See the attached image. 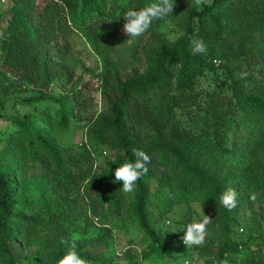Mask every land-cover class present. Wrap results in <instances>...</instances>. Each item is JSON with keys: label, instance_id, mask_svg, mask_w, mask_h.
<instances>
[{"label": "trees", "instance_id": "16d2710c", "mask_svg": "<svg viewBox=\"0 0 264 264\" xmlns=\"http://www.w3.org/2000/svg\"><path fill=\"white\" fill-rule=\"evenodd\" d=\"M147 3L11 2L0 66V264H20L15 243L34 249L27 264H57L72 243L87 264H181L180 257L182 264H264V0H176L174 42L157 38L164 20L136 38L122 30L124 13ZM72 13L93 49L106 54L105 65L96 84L86 79L55 96L52 83L71 84L75 75L65 60L78 29ZM146 37L153 43L140 49ZM193 38L207 53L192 54ZM131 40L142 65L127 72L108 56ZM76 121L87 122L85 139L60 144L57 134ZM134 149L150 156L149 171L124 193L113 170ZM106 151L112 162L100 169ZM229 187L237 192L231 211L217 198ZM92 202L118 218L114 227L90 212ZM194 204L214 214L205 244L188 247L154 213L184 206L190 222ZM126 221L143 243L135 249L130 241L119 257L115 231Z\"/></svg>", "mask_w": 264, "mask_h": 264}, {"label": "rangeland", "instance_id": "374dc122", "mask_svg": "<svg viewBox=\"0 0 264 264\" xmlns=\"http://www.w3.org/2000/svg\"><path fill=\"white\" fill-rule=\"evenodd\" d=\"M210 0H199V3L197 0H194V3L196 5H200L203 2H209ZM151 2V0H149ZM11 2H7L4 5H0V66L2 62V42L4 38V31L6 27L7 20L9 19L11 15ZM70 22L73 24L74 28L77 27L78 19L75 16V14H71L69 18ZM124 31V29H122ZM77 33L73 36V38L70 41V52L68 53L67 57L65 58L67 64L71 66L74 69V78L71 84H66L64 80H56L52 83L50 89L48 92L52 95H61L63 92L70 90L74 86H81L83 85V82L86 79H92L93 83L96 84L97 76L101 72L102 68L105 65L106 60V54L102 52L101 47H98L100 49V53L96 52L90 41L86 38V36L83 33V30L78 28ZM125 32V31H124ZM157 38H169L171 40V37L174 35H178V29L176 27V24L173 19L168 18L166 21H163L161 24ZM136 41L131 40L127 43V45H117L114 46L113 52L108 56V59L111 62H120L123 67L127 70V72H130L132 70H135L137 68H140L142 63L138 59H136L133 56V46L135 45ZM139 43V48L143 49L144 47L150 45L153 43V41L146 37V39L141 40ZM209 80H211L209 78ZM208 80V81H209ZM96 86V85H95ZM85 92H89L87 88H85ZM92 97L94 99V111L100 112L104 104L101 100L100 93L96 90H93L91 92ZM17 109H10L9 112L15 113ZM87 122H81L76 121L70 124L69 130L65 132H60L57 134L56 140L60 144H77L81 142L83 139H85V128H86ZM106 148L103 147L102 150H105ZM109 153V152H108ZM103 155L98 156L97 158V166L98 168H103L108 166L112 162V156H105ZM101 201H105V197H101ZM200 205L194 204L191 207V211L194 212V214H200L199 213ZM202 212L205 215V210L202 209ZM206 211L209 214V218H211L214 214V212L208 208ZM90 212L93 215L98 216L101 224H107L110 227H114L116 223L118 222V218L115 217L111 211H102L99 209L97 204L95 202H92L90 204ZM182 216L185 220L189 217V214L187 213V210L184 206H175L169 213L163 215V217L159 218L157 215V211L154 213V217L157 220V223L159 226H164V229L169 228V222H172L173 224H177L176 216ZM182 225L177 224L176 230H179V238L182 240V236L184 234V230L180 228ZM240 232V228L238 229ZM116 239H115V246L116 250L118 251V256L121 257L122 251H126L128 249V246H130V241L135 249H139L142 247L143 243V237L141 233L137 230V228L130 222H125V227L122 229H118L115 231ZM208 234V231H207ZM206 234V236H207ZM20 264H27L31 262V257L33 256V248L26 249L20 246L19 243H15L12 246ZM183 256V255H181ZM181 264L183 263V258L180 257ZM185 259V258H184ZM120 264H126V261L119 260ZM178 262V261H177ZM190 264H203L202 261H189ZM176 263V262H175ZM144 264H161L159 261L151 259L148 263ZM226 264H241V261L239 259H236L234 261H226Z\"/></svg>", "mask_w": 264, "mask_h": 264}, {"label": "clouds", "instance_id": "9594fccd", "mask_svg": "<svg viewBox=\"0 0 264 264\" xmlns=\"http://www.w3.org/2000/svg\"><path fill=\"white\" fill-rule=\"evenodd\" d=\"M199 3V0H197ZM176 0H151L143 7L129 8L122 16L125 20L123 29L129 38H136L146 33L153 25L154 21H166L173 15V9ZM178 36L171 37L174 42ZM192 54H205L208 51V46L203 39L193 38L191 40ZM246 73H241V77ZM203 87L209 90L213 87L211 83H205ZM104 155L107 157L109 153L106 151ZM150 162V156L141 149L133 150V158L124 157L123 161L113 170L115 180L113 182L122 181V191L124 193H132L135 191L137 181L141 180L148 174L147 164ZM219 204L226 210L231 211L237 205V192L229 187L225 188L218 194ZM199 215L192 216L190 222L184 220L182 216H176L177 224L182 225L180 228L184 230L182 241L185 246L191 247L202 246L206 242L207 226L211 219L204 215L199 209ZM177 224L169 222V228L172 231H177ZM57 264H87V261L78 253L77 246L72 243L64 254L58 259Z\"/></svg>", "mask_w": 264, "mask_h": 264}, {"label": "built area", "instance_id": "2783aa9c", "mask_svg": "<svg viewBox=\"0 0 264 264\" xmlns=\"http://www.w3.org/2000/svg\"><path fill=\"white\" fill-rule=\"evenodd\" d=\"M13 0H0V5H4L6 4L7 2H12ZM97 217L95 218V220L97 221ZM184 264H190L189 261H185ZM213 264H220L218 261H214Z\"/></svg>", "mask_w": 264, "mask_h": 264}]
</instances>
